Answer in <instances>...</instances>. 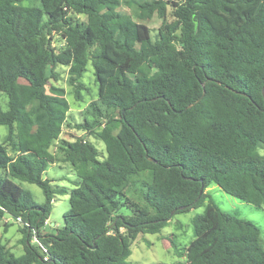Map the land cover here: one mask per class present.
I'll return each mask as SVG.
<instances>
[{"label":"trees","instance_id":"obj_1","mask_svg":"<svg viewBox=\"0 0 264 264\" xmlns=\"http://www.w3.org/2000/svg\"><path fill=\"white\" fill-rule=\"evenodd\" d=\"M88 65L86 135L64 141L57 69L78 98ZM262 90L264 0H0V222L23 234L18 256L0 242V264H146L126 261L131 242L199 205L209 183L261 207ZM57 160L74 171L68 191L43 178ZM56 192L69 207L43 231ZM194 227L183 261L152 264H264L251 221L209 203Z\"/></svg>","mask_w":264,"mask_h":264},{"label":"rangeland","instance_id":"obj_2","mask_svg":"<svg viewBox=\"0 0 264 264\" xmlns=\"http://www.w3.org/2000/svg\"><path fill=\"white\" fill-rule=\"evenodd\" d=\"M128 10L127 8H124ZM80 18H83L80 16ZM145 24L155 27L158 22L142 21ZM60 78L54 82L55 85L63 89L64 97L69 104V112L67 119L62 126L60 138L64 141H71L75 137L85 136V132L79 130L76 124L80 123L82 116L80 113L84 111L86 106L96 99V84L93 75V68L88 65L87 71L83 74L81 81L83 89H80L78 98L75 96L74 88L68 82V74L65 69L58 68ZM19 80L15 89L18 91ZM7 97L0 92V105L3 110L7 108ZM7 129L0 126V139L6 134ZM89 140L99 150L104 149L100 140L89 137ZM54 147L51 150L54 151ZM261 155H264V144L258 148ZM143 177L148 179V173H144ZM43 178L51 180L54 188L65 187L67 191L71 188V180L75 179L74 171L67 162L56 161L50 164ZM21 187L31 192L33 200L40 204L44 201V195L41 189L35 184L27 182H19L15 180ZM205 197L199 205L185 211L175 213L168 223L161 229L159 233L139 234L130 244V254L126 261L130 263H146L152 264L156 262L171 263L174 261H183L184 251L190 241L195 237L194 219L204 214L207 204L212 203L222 211L234 215L238 218L246 219L254 223L260 230V243L264 251V203L257 208L252 204L237 199L223 190L214 183H209L204 191ZM68 193L56 192L50 206L48 222L43 227L44 230L54 231L63 223L64 212L68 210ZM10 223L7 227L0 222V242L3 243L16 256L23 253V234L20 231L19 224L11 219H5ZM4 222V221H3Z\"/></svg>","mask_w":264,"mask_h":264},{"label":"built area","instance_id":"obj_3","mask_svg":"<svg viewBox=\"0 0 264 264\" xmlns=\"http://www.w3.org/2000/svg\"><path fill=\"white\" fill-rule=\"evenodd\" d=\"M47 222L48 221H46V223ZM32 233H33V235L31 237V242L37 244L40 247V249L42 250V252L45 253V255H44L43 258H44V260H46L47 259L46 248L41 244L38 236L36 235V231L33 230Z\"/></svg>","mask_w":264,"mask_h":264},{"label":"water","instance_id":"obj_4","mask_svg":"<svg viewBox=\"0 0 264 264\" xmlns=\"http://www.w3.org/2000/svg\"><path fill=\"white\" fill-rule=\"evenodd\" d=\"M262 93H263V96H264V90H262ZM189 106H190V105H189ZM189 106H188V107H189ZM201 192H202V189L200 190L199 195L201 194ZM171 214H172V213H171ZM113 224H114V223H113ZM113 224H112L111 226H109V228L112 227Z\"/></svg>","mask_w":264,"mask_h":264}]
</instances>
